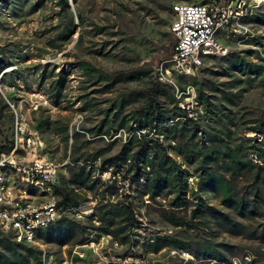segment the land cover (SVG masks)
<instances>
[{
    "label": "rangeland",
    "instance_id": "374dc122",
    "mask_svg": "<svg viewBox=\"0 0 264 264\" xmlns=\"http://www.w3.org/2000/svg\"><path fill=\"white\" fill-rule=\"evenodd\" d=\"M212 1L219 0H66V7H61L58 0H0V56L9 61L0 72V144L11 139L14 116L20 115L42 139L39 154L56 165L57 184L68 177L66 164L72 162L92 165L93 175L101 182H110L113 177L108 171L96 173L98 163L131 135L135 127L133 112L147 105L145 95L151 93L167 114L175 107L184 108L198 124L228 129L231 144H253L264 149V132L251 129H264L257 125L264 121V3L231 35L219 34L229 53L227 59L207 57L192 75H171L170 81L157 78L163 74L162 61L170 56L166 52L172 51L174 43L169 32L171 3ZM233 59L259 69L234 70ZM83 63L89 68L87 72L80 69ZM57 74L66 81L56 104L49 97L47 85ZM197 89L206 95V107L195 100ZM121 120L125 125L119 128ZM39 121H47L48 128L38 131ZM114 138L116 142L111 143ZM158 141L167 143L161 136ZM243 150L252 162L260 163L253 148ZM93 153L99 157L90 161ZM186 170L192 174L190 168ZM192 177L187 180L189 187L193 186ZM114 185L116 194L108 199H124L139 211L133 216L129 244L120 245L91 229L87 230L88 241L70 248L39 241L41 248H35L40 255L26 264H226L212 258L196 260L184 249L165 247L155 253L144 249L142 243L155 235L184 237L175 235V230L159 218L156 204L145 208L132 197L135 184L129 187L116 173ZM76 191V205L64 208L62 216L83 223L94 202L90 193ZM197 194L206 203L218 206L208 192ZM193 232L190 229L186 233L191 236ZM219 238L240 246L238 258L242 257L243 264H264V243L226 234L210 240ZM231 264H237L235 258Z\"/></svg>",
    "mask_w": 264,
    "mask_h": 264
},
{
    "label": "trees",
    "instance_id": "16d2710c",
    "mask_svg": "<svg viewBox=\"0 0 264 264\" xmlns=\"http://www.w3.org/2000/svg\"><path fill=\"white\" fill-rule=\"evenodd\" d=\"M58 4L66 7V0H58ZM168 44L172 45L171 39ZM166 54L170 55L171 51ZM228 55L217 58L227 59ZM8 65L9 61L0 56V72ZM79 65L84 72L89 70L87 64ZM231 66L234 70L245 72H257L259 69L257 65L237 59L232 60ZM56 76L47 89L51 101L57 104L63 94L66 77ZM223 96L229 100L227 95ZM145 99L147 105L133 112L135 127L131 135L114 153L102 157L95 170L97 174L108 171L113 180L101 182L97 175L91 173L92 165L85 167L72 162L66 164L68 177L54 185L56 205L61 210L76 205L79 197L76 189L91 194L94 204L84 216L83 223L61 216L38 230L36 238L43 244L70 248L88 241L87 230L93 229L120 245L129 244V230L135 222L134 214H139L138 208L135 210L132 203L124 199L114 202L108 199L116 194L114 175L119 173L129 187L136 185L133 198L145 208L156 204L159 218L175 230V235L184 237L155 235L150 241L142 243L144 249L154 253L165 247L184 249L196 260L212 258L231 264L232 258H235L237 264H243L242 257L238 258V244L222 238L211 241L210 238L226 234L252 243H264V149L253 144H231L228 129L223 131L209 123L198 124L180 107L167 114L157 105L151 93L146 94ZM195 100L203 103L204 107L209 105L206 95L199 89ZM224 117L231 122L227 116ZM259 124L264 128V121ZM124 125L123 120L118 124L119 128ZM37 128L38 131L48 128L47 121H39ZM251 129L256 133L264 132L258 126ZM158 136L166 140V145L158 141ZM115 142V138L111 140V143ZM9 145L10 140L0 144V151L8 150ZM247 146L256 151L260 163L246 157L243 149ZM173 156L180 162L175 161ZM97 157L98 153L89 156L90 161ZM183 166L190 168L192 174L186 173ZM190 176H193L194 182L189 187L187 180ZM198 192L213 195L218 206L206 203ZM94 222L99 225H94ZM190 229L194 232L188 236L186 232ZM39 255V249L15 243L0 235V264H26Z\"/></svg>",
    "mask_w": 264,
    "mask_h": 264
},
{
    "label": "built area",
    "instance_id": "2783aa9c",
    "mask_svg": "<svg viewBox=\"0 0 264 264\" xmlns=\"http://www.w3.org/2000/svg\"><path fill=\"white\" fill-rule=\"evenodd\" d=\"M264 0H219L210 3L173 2L169 32L174 38L170 56L162 61L159 80L188 76L207 56H224L219 34L231 35ZM161 70V67H160ZM38 132L15 115L9 149L0 151V235L41 248L36 232L62 216L56 205V165L39 154Z\"/></svg>",
    "mask_w": 264,
    "mask_h": 264
},
{
    "label": "crops",
    "instance_id": "0c3cea01",
    "mask_svg": "<svg viewBox=\"0 0 264 264\" xmlns=\"http://www.w3.org/2000/svg\"><path fill=\"white\" fill-rule=\"evenodd\" d=\"M56 184H57V181H56ZM56 184H55V185H56Z\"/></svg>",
    "mask_w": 264,
    "mask_h": 264
}]
</instances>
